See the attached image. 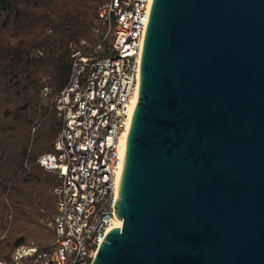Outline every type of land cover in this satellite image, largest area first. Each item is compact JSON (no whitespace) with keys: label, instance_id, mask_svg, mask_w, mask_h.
Returning <instances> with one entry per match:
<instances>
[{"label":"water","instance_id":"95a60500","mask_svg":"<svg viewBox=\"0 0 264 264\" xmlns=\"http://www.w3.org/2000/svg\"><path fill=\"white\" fill-rule=\"evenodd\" d=\"M116 215L92 264H264V0H153Z\"/></svg>","mask_w":264,"mask_h":264},{"label":"built area","instance_id":"2783aa9c","mask_svg":"<svg viewBox=\"0 0 264 264\" xmlns=\"http://www.w3.org/2000/svg\"><path fill=\"white\" fill-rule=\"evenodd\" d=\"M153 0H109L98 12L95 39L71 45L69 84L52 98L61 130L39 163L57 176L55 248L18 246L0 264H92L116 228V202L138 103L146 30ZM48 88L43 94L47 95Z\"/></svg>","mask_w":264,"mask_h":264},{"label":"trees","instance_id":"16d2710c","mask_svg":"<svg viewBox=\"0 0 264 264\" xmlns=\"http://www.w3.org/2000/svg\"><path fill=\"white\" fill-rule=\"evenodd\" d=\"M108 1L0 0V260L22 244L55 248L57 176L39 158L62 127L52 98L70 82L71 45L95 39Z\"/></svg>","mask_w":264,"mask_h":264},{"label":"bare ground","instance_id":"6f19581e","mask_svg":"<svg viewBox=\"0 0 264 264\" xmlns=\"http://www.w3.org/2000/svg\"><path fill=\"white\" fill-rule=\"evenodd\" d=\"M122 225H123V221L118 220V222L116 223V227H122Z\"/></svg>","mask_w":264,"mask_h":264},{"label":"rangeland","instance_id":"374dc122","mask_svg":"<svg viewBox=\"0 0 264 264\" xmlns=\"http://www.w3.org/2000/svg\"><path fill=\"white\" fill-rule=\"evenodd\" d=\"M50 226V225H49ZM52 228V226H50Z\"/></svg>","mask_w":264,"mask_h":264}]
</instances>
